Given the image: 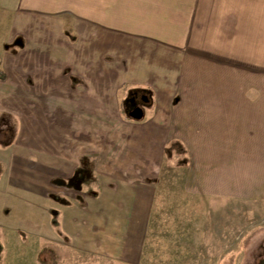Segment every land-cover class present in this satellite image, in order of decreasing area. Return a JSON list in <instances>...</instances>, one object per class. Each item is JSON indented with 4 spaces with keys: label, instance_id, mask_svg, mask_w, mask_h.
<instances>
[{
    "label": "crops",
    "instance_id": "obj_1",
    "mask_svg": "<svg viewBox=\"0 0 264 264\" xmlns=\"http://www.w3.org/2000/svg\"><path fill=\"white\" fill-rule=\"evenodd\" d=\"M113 1L0 0V207L9 216H0L2 248L18 225L25 230L32 221L43 239L60 240L54 264L65 261L63 238L76 255L68 264L142 260L153 193L133 181H105L103 171L106 186L95 197L79 155L94 153L80 144L88 143L89 129H79L94 124L93 104L80 92L142 87L150 101L134 123L132 153H184L186 181L201 193L237 188L239 153H264V72L254 70H264V7L252 0H131L127 10V0ZM67 25L75 42L65 41ZM17 35L23 46L5 52ZM112 44L124 48L110 68L96 54ZM66 69L88 78L100 69L104 84L63 86ZM37 94L57 98L52 117L45 118Z\"/></svg>",
    "mask_w": 264,
    "mask_h": 264
},
{
    "label": "rangeland",
    "instance_id": "obj_2",
    "mask_svg": "<svg viewBox=\"0 0 264 264\" xmlns=\"http://www.w3.org/2000/svg\"><path fill=\"white\" fill-rule=\"evenodd\" d=\"M252 1L255 7H264V0ZM128 2L131 0L125 3L127 10L131 9ZM125 16L129 17L128 11ZM108 31L112 35L122 34L118 30ZM30 32L36 33L32 29ZM63 33L67 43L76 41L77 36L69 25ZM16 37L19 39H15L14 43L5 44V52L12 47L23 46V37ZM122 48L114 44L104 47V55L96 54L98 61H109L111 65L108 63L107 67L110 68L118 65V61L114 60L120 56ZM126 48L133 61L136 47L130 44ZM254 70L264 72L258 67ZM93 75V79L75 76L70 69H66L63 71L62 85H77L83 89L87 85L100 87L104 84L100 69L95 70ZM28 81L32 82L29 78ZM140 95L147 99L141 105L138 103L146 114L149 95L134 83L111 88L109 93L106 91L104 94H78L79 98L87 96L89 103L93 104L91 113L94 124L88 127L79 125V129H89L88 143L85 139L80 144L84 148L89 144L94 153L79 155H82L80 165L88 166L92 171H89V179L94 178L95 197L105 188L103 177L106 175L108 178L105 181L109 177L111 182L119 178L129 183L133 181L136 186L144 185V189L147 187L153 193V206L139 264H260L264 261V153H239L237 188L206 193L192 189L186 181L188 170L184 153H132L136 120L131 119L128 113L133 109V103L141 100L138 99ZM35 96L43 107L45 118L52 117V108L57 102L55 95ZM2 209L0 207V216L9 219L8 210ZM42 220V215H37L36 221L41 223ZM21 227L18 225L13 236L3 239L5 245L0 254V264H54L56 245L61 248L60 240L54 234L48 236V233L43 239L38 235L39 231L46 233L41 225L32 221L25 224V230H21ZM62 244L64 260H74L76 255H71L69 241L63 238ZM65 261L63 264H68Z\"/></svg>",
    "mask_w": 264,
    "mask_h": 264
},
{
    "label": "water",
    "instance_id": "obj_3",
    "mask_svg": "<svg viewBox=\"0 0 264 264\" xmlns=\"http://www.w3.org/2000/svg\"><path fill=\"white\" fill-rule=\"evenodd\" d=\"M128 116L133 120L139 121L144 117V111L142 107L138 104L132 110L129 111ZM260 264H264V261H261Z\"/></svg>",
    "mask_w": 264,
    "mask_h": 264
},
{
    "label": "flooded vegetation",
    "instance_id": "obj_4",
    "mask_svg": "<svg viewBox=\"0 0 264 264\" xmlns=\"http://www.w3.org/2000/svg\"><path fill=\"white\" fill-rule=\"evenodd\" d=\"M140 98H138V99H141L140 101L138 100V101H135L134 103H133V105H134V107L136 106V105H138V103L141 105L143 102H146V98L143 96V95H140L139 96ZM133 107V108H134Z\"/></svg>",
    "mask_w": 264,
    "mask_h": 264
},
{
    "label": "trees",
    "instance_id": "obj_5",
    "mask_svg": "<svg viewBox=\"0 0 264 264\" xmlns=\"http://www.w3.org/2000/svg\"><path fill=\"white\" fill-rule=\"evenodd\" d=\"M52 224H53L54 226H57V225H58L57 220H56V214H55V213H54L53 216H52ZM1 252H2V245H1V243H0V254H1Z\"/></svg>",
    "mask_w": 264,
    "mask_h": 264
}]
</instances>
